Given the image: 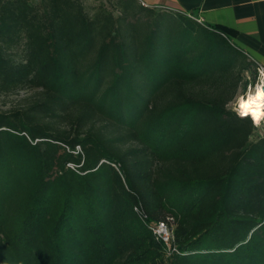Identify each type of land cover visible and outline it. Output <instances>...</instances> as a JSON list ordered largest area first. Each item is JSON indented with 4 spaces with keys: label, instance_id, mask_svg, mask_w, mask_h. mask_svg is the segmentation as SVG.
I'll return each mask as SVG.
<instances>
[{
    "label": "trees",
    "instance_id": "trees-1",
    "mask_svg": "<svg viewBox=\"0 0 264 264\" xmlns=\"http://www.w3.org/2000/svg\"><path fill=\"white\" fill-rule=\"evenodd\" d=\"M235 34L139 0H0V95L32 90L0 108V264H264Z\"/></svg>",
    "mask_w": 264,
    "mask_h": 264
},
{
    "label": "crops",
    "instance_id": "crops-1",
    "mask_svg": "<svg viewBox=\"0 0 264 264\" xmlns=\"http://www.w3.org/2000/svg\"><path fill=\"white\" fill-rule=\"evenodd\" d=\"M149 6L193 14L200 22L236 31L232 41L264 65V0H141Z\"/></svg>",
    "mask_w": 264,
    "mask_h": 264
},
{
    "label": "rangeland",
    "instance_id": "rangeland-1",
    "mask_svg": "<svg viewBox=\"0 0 264 264\" xmlns=\"http://www.w3.org/2000/svg\"><path fill=\"white\" fill-rule=\"evenodd\" d=\"M33 1H35V0H33ZM139 1L142 4H144V5H148L144 1H141V0H139ZM82 2H83L85 8L88 11H92L93 8L96 5H98V4L102 3V2H104L105 4H109V0H82ZM246 80H248V81L245 84V87L242 84L239 87V89H238V95L234 98V100H232L229 103V106L232 109H234L235 106H238L237 102H238V99L240 97L246 95V93L249 90L253 89L255 87V85L257 83H259V76H258V73H257L256 69H255V77H254V80H253V75L252 74L250 75L248 73L246 74ZM31 94H32V90H30V89H22V90H19L18 92H13V93H8V94H2V95H0V108H2V109H8V108L20 106L21 104H23L27 100V98ZM250 115H251V117H253V114H250ZM256 125L258 126V128H257V130L253 134V137L254 138L257 137V136H259V135H263L264 134V117H262L260 119V123L259 124H256Z\"/></svg>",
    "mask_w": 264,
    "mask_h": 264
},
{
    "label": "built area",
    "instance_id": "built-area-1",
    "mask_svg": "<svg viewBox=\"0 0 264 264\" xmlns=\"http://www.w3.org/2000/svg\"><path fill=\"white\" fill-rule=\"evenodd\" d=\"M247 56L255 64V69H256L258 76H259V83H260V85H263L264 65H262L261 63H259L258 61H256L252 57H250L248 54H247ZM233 110H235L239 115L245 116V114L242 111H240L238 106H235ZM249 116H251V115L249 114ZM135 209H137V208L135 207ZM149 228L152 231L154 237L157 240L162 242V244L164 245V249L167 252V254L172 253V252H177V246H176L175 241H174V233H173V228H174L173 217L168 216L164 220H159L155 223H152L149 225Z\"/></svg>",
    "mask_w": 264,
    "mask_h": 264
},
{
    "label": "bare ground",
    "instance_id": "bare-ground-1",
    "mask_svg": "<svg viewBox=\"0 0 264 264\" xmlns=\"http://www.w3.org/2000/svg\"><path fill=\"white\" fill-rule=\"evenodd\" d=\"M259 94V95H258ZM247 104L246 109L241 108V103ZM238 108L240 111L249 114L258 115L260 112L264 111V87L257 83L255 87L249 90L246 95L238 99Z\"/></svg>",
    "mask_w": 264,
    "mask_h": 264
},
{
    "label": "clouds",
    "instance_id": "clouds-1",
    "mask_svg": "<svg viewBox=\"0 0 264 264\" xmlns=\"http://www.w3.org/2000/svg\"><path fill=\"white\" fill-rule=\"evenodd\" d=\"M245 116H247V113H245ZM264 117V111L260 112L258 115H253L252 119H253V123L254 124H259L260 123V119Z\"/></svg>",
    "mask_w": 264,
    "mask_h": 264
},
{
    "label": "snow or ice",
    "instance_id": "snow-or-ice-1",
    "mask_svg": "<svg viewBox=\"0 0 264 264\" xmlns=\"http://www.w3.org/2000/svg\"><path fill=\"white\" fill-rule=\"evenodd\" d=\"M258 95H259V94H258ZM247 107H248L247 104H244L243 102L241 103V108L246 109Z\"/></svg>",
    "mask_w": 264,
    "mask_h": 264
},
{
    "label": "water",
    "instance_id": "water-1",
    "mask_svg": "<svg viewBox=\"0 0 264 264\" xmlns=\"http://www.w3.org/2000/svg\"><path fill=\"white\" fill-rule=\"evenodd\" d=\"M263 87H264V79H263Z\"/></svg>",
    "mask_w": 264,
    "mask_h": 264
}]
</instances>
